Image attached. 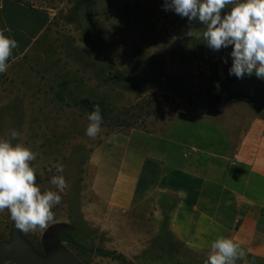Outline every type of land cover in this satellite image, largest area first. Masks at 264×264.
Listing matches in <instances>:
<instances>
[{"label":"rangeland","instance_id":"1","mask_svg":"<svg viewBox=\"0 0 264 264\" xmlns=\"http://www.w3.org/2000/svg\"><path fill=\"white\" fill-rule=\"evenodd\" d=\"M27 1L54 8L56 17L24 58L0 74V138L17 130L13 143L37 153L30 164L54 191L50 180L63 166L65 203L59 220L28 233L7 209L0 211V243L17 230L42 258L63 249L84 264H205L153 230L151 156L161 134L185 114H219L236 102H227L220 88L223 79L238 81L228 74L231 46L224 60L210 62L206 42L186 37V18L165 12L164 0ZM191 27L203 30L196 22ZM150 95L170 101L140 128L102 126L95 139L85 135L89 112L80 100L104 102L118 113ZM127 149L129 160L146 158L138 182H126Z\"/></svg>","mask_w":264,"mask_h":264},{"label":"crops","instance_id":"2","mask_svg":"<svg viewBox=\"0 0 264 264\" xmlns=\"http://www.w3.org/2000/svg\"><path fill=\"white\" fill-rule=\"evenodd\" d=\"M55 17L51 7L0 0V28L18 43L8 69ZM236 102L219 114H185L161 134L151 156L157 175L150 221L187 255L207 259L211 244L225 237L240 245L245 264H264V111ZM126 153V182H135L146 158L129 160Z\"/></svg>","mask_w":264,"mask_h":264},{"label":"clouds","instance_id":"3","mask_svg":"<svg viewBox=\"0 0 264 264\" xmlns=\"http://www.w3.org/2000/svg\"><path fill=\"white\" fill-rule=\"evenodd\" d=\"M162 9L186 18V37L203 39L213 51L231 46L229 76L240 81L254 76L264 81V0H164ZM193 22L202 25L203 30L193 29ZM5 33H10V29L0 28V73L7 71V61L18 47L17 40ZM87 119L85 135L95 139L103 124L98 104ZM19 136L12 129L9 139L0 138V211L7 209L15 227L28 233L37 227L45 229L54 220L52 209L61 203L60 193L66 180L63 166H58L56 171L60 175L50 180L57 191L42 192L36 183L37 170L30 164L37 153L23 143H13ZM244 255L239 244L219 237L211 244L205 264H236Z\"/></svg>","mask_w":264,"mask_h":264},{"label":"water","instance_id":"4","mask_svg":"<svg viewBox=\"0 0 264 264\" xmlns=\"http://www.w3.org/2000/svg\"><path fill=\"white\" fill-rule=\"evenodd\" d=\"M209 60L212 63H218L227 56L225 49L213 51L208 48ZM220 88L226 101H247L253 106V109L261 113L264 111V82L252 78H245L243 81H233L223 79L220 82ZM10 260L16 264H84L74 254L68 250H59L46 258L36 254L31 245L26 242L18 233L13 231L10 242L0 243V261Z\"/></svg>","mask_w":264,"mask_h":264},{"label":"trees","instance_id":"5","mask_svg":"<svg viewBox=\"0 0 264 264\" xmlns=\"http://www.w3.org/2000/svg\"><path fill=\"white\" fill-rule=\"evenodd\" d=\"M12 1L20 4H25L28 7L31 6L27 0H12ZM159 98L160 97H157L155 95H150L138 101L136 104L120 110L118 113L109 110L108 106L104 102L92 101L90 99L80 100L79 105L90 113L93 109V106L98 104L102 109V115H103L102 126L113 129L114 132H119L123 129L140 128L147 119L151 118L152 116H154L156 113L159 112L162 105H168L170 100L167 96L161 97L163 98V100ZM171 102L175 103L174 101ZM46 178L47 177L45 176L36 177V183L40 186L42 192L45 190H53V188L47 185V183L45 182ZM60 195L62 196L61 203L52 209L54 213L53 221L59 220L62 217L64 211L65 196L62 193H60ZM35 250L38 253L42 254V251L39 250L38 245L35 246ZM1 264H16V263L4 262Z\"/></svg>","mask_w":264,"mask_h":264}]
</instances>
